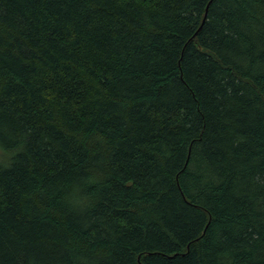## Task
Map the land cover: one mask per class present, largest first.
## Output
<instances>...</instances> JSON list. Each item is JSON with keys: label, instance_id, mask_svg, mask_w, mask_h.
Returning <instances> with one entry per match:
<instances>
[{"label": "trees", "instance_id": "trees-1", "mask_svg": "<svg viewBox=\"0 0 264 264\" xmlns=\"http://www.w3.org/2000/svg\"><path fill=\"white\" fill-rule=\"evenodd\" d=\"M0 264H264V0H0Z\"/></svg>", "mask_w": 264, "mask_h": 264}]
</instances>
